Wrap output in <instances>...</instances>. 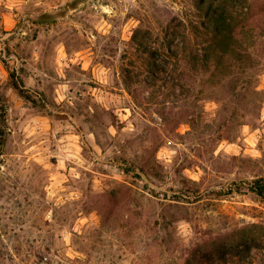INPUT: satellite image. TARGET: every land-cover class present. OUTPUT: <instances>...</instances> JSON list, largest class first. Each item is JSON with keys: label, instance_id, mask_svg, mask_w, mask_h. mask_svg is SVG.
<instances>
[{"label": "rangeland", "instance_id": "374dc122", "mask_svg": "<svg viewBox=\"0 0 264 264\" xmlns=\"http://www.w3.org/2000/svg\"><path fill=\"white\" fill-rule=\"evenodd\" d=\"M211 7L252 45L216 70ZM258 178L264 0H0V264H264Z\"/></svg>", "mask_w": 264, "mask_h": 264}, {"label": "trees", "instance_id": "16d2710c", "mask_svg": "<svg viewBox=\"0 0 264 264\" xmlns=\"http://www.w3.org/2000/svg\"><path fill=\"white\" fill-rule=\"evenodd\" d=\"M206 14L208 20L212 25H203L198 28V34L201 37H205L207 33L211 41L207 46L197 48V52L194 55V61L198 66L202 65L204 68H221L224 63L228 62L229 58H234L239 62H242L248 57L252 45L246 40H243L239 34L238 28L233 25V22L229 21L228 13L211 9ZM207 39V38H206ZM249 189L260 196L264 200V178H258L251 182H248ZM235 192L234 188H231L229 193ZM181 193V192H180ZM185 198H189L188 195L181 193ZM222 196V195H219ZM176 201H181L180 196H177ZM170 206H173L170 204ZM247 250V249H246ZM246 250H239L236 247L218 248L216 251L204 250V254L201 257L192 256L188 259L187 264H230L235 258H244ZM253 264V263H250Z\"/></svg>", "mask_w": 264, "mask_h": 264}]
</instances>
